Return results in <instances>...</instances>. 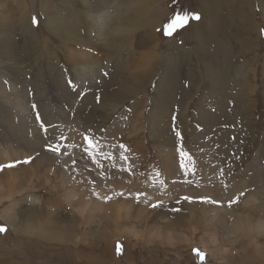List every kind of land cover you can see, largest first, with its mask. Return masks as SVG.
Masks as SVG:
<instances>
[{
    "label": "rangeland",
    "instance_id": "374dc122",
    "mask_svg": "<svg viewBox=\"0 0 264 264\" xmlns=\"http://www.w3.org/2000/svg\"><path fill=\"white\" fill-rule=\"evenodd\" d=\"M132 1L0 0V165L20 161L0 170V264H264L262 3L242 23L231 3L193 39L198 0H141L170 58L137 79L155 12L132 21ZM177 13L199 19L165 35ZM117 24L132 27L123 49L102 51ZM90 52L112 61L93 67ZM236 57L255 78H232Z\"/></svg>",
    "mask_w": 264,
    "mask_h": 264
},
{
    "label": "bare ground",
    "instance_id": "6f19581e",
    "mask_svg": "<svg viewBox=\"0 0 264 264\" xmlns=\"http://www.w3.org/2000/svg\"><path fill=\"white\" fill-rule=\"evenodd\" d=\"M16 3H19L20 5H22L23 6V2H22V0H14ZM135 1V6L134 7H132L131 8V11H132V14L135 16V19L134 20H132V21H140L139 20V17H141V16H143V15H147L148 14V11L149 10H154V9H156L158 12L160 11V7H159V4H158V2H160V0H155L156 1V4L153 6V8L154 9H151L152 8V5H153V3L154 2H152V3H148L147 1L145 2V3H141L139 6H137L138 4H139V2L141 1V0H134ZM134 1H132V2H134ZM199 1V3H200V5H201V10H202V12H201V16H200V18H201V20L197 23V25H196V28H195V32H194V34H193V39H196V36L197 35H199V33H201L202 31H204V32H208L209 31V29H210V25H211V22H213V19H214V17L216 16V14H217V12L218 11H221V10H224V9H228V11H225V12H233V10H231L230 9V7H231V3H234V2H236L237 0H198ZM138 2V3H137ZM238 2L240 3L241 2V4H242V12H240V13H236V14H238V15H240V16H242L240 19H241V23L242 22H244V20H243V17H244V12L245 11H247V10H249V11H251L252 9H253V7H254V4L256 3L254 0H238ZM255 2V3H254ZM259 2H261L262 3V5H260V6H263V16H264V0H259ZM258 2V3H259ZM61 3V2H60ZM238 3V4H239ZM257 4V3H256ZM121 5H119V6H117V9H118V11H120L121 10ZM134 11H133V10ZM154 12H155V10H154ZM120 13V12H119ZM250 14H252V13H250ZM156 12H155V18H152V21H151V23L150 24H148V25H146V27H147V31L146 32H148L149 34H150V36H151V40L149 41V42H146V44L144 45V46H142V48H147V51H145L146 52V54H147V52H149L147 55H148V60H142V61H140L139 62V64L137 65V67L136 68H139V70L138 71H135V69L132 71V69H133V67L131 68V71H130V74H132V75H135L136 77H137V79H138V75H136V74H151V78H153V74H156L157 73V69L155 68L156 66H159L160 65V60H168L169 61V59H168V54L166 53V54H164V56H160L159 54H158V52L156 51L157 50V46H158V43L155 45V40H156V38H155V35H154V32H155V28L158 26V24H159V22H158V20H157V18H156ZM246 15V14H245ZM253 15V14H252ZM88 16H90L91 18H92V15H88ZM101 17V16H100ZM150 17V16H149ZM235 17V14H229L228 15V18H230V19H233ZM26 19V18H25ZM124 20V19H123ZM252 21V22H251ZM249 20V21H245L246 22V26H242V28H243V31H240L239 32V34H242L243 32L245 33L246 31L248 32H251V33H253V31L255 30V23H254V21L253 20ZM25 23H26V21H24ZM110 23H111V20H109V23H107V25L106 26H108V25H110ZM141 24V23H140ZM195 25V24H194ZM204 26V27H203ZM257 27V26H256ZM132 27H130V28H126V27H124L123 25L121 26V24H117L116 26H114L113 27V30L115 31V35H117V34H120V40H119V42L118 43H116V42H114V38H112V39H108V47H104L105 49L103 50L102 49V51H108L109 49H114L115 50V53H117L119 50H121V49H123V46H124V38L122 37L123 35H124V32H125V30L126 29H131ZM138 28H139V26H138ZM231 32L229 33V35L228 36H230L231 35V38H230V41L231 42H233V43H236V41H234V40H236L234 37H237L239 34L236 32V30H234V29H232V28H230L229 29ZM257 30V29H256ZM250 34V33H249ZM259 34V33H258ZM206 35V34H205ZM221 36L223 37V38H221ZM226 33L225 34H218L217 36H216V41H217V39L218 38H220L219 40H226ZM227 36V37H228ZM252 36V35H251ZM146 37V36H145ZM250 36L248 35V36H246L245 37V35H244V39L245 38H247V40H248V38H249ZM199 38V37H198ZM229 38V37H228ZM213 39H214V37H213ZM238 39H241V37L240 36H238ZM36 41H37V39H36ZM37 42H34V46L35 47H38V44H36ZM66 43V42H65ZM228 44V43H227ZM233 46V45H232ZM230 47V42H229V44H228V47L229 48H226V46H225V48L223 49V53H225L224 51H227L228 53H233V47ZM125 48V47H124ZM156 48V49H155ZM56 49V48H55ZM222 49V48H221ZM238 50H239V52L240 53H244V52H248V50H250L249 48H246V46H243V45H241V43H239L238 44ZM101 51V50H100ZM127 52H130V51H127ZM100 53V52H99ZM213 53H215L216 54V50L213 52ZM90 54L93 56V59H92V61H91V63L93 64V67H100V66H102V65H100L101 64V62L102 61H105L106 60V62H111L112 61V58H111V56L112 55H110L109 56V58H107L108 57V55H106V56H103L102 58H101V62L99 61V59H98V56H95L96 55V53H92V52H90ZM134 54V53H133ZM153 54H154V58H152V56H153ZM187 54H189V56L187 57V55H186V53H185V56H186V58L187 59H189V57L190 58H192L194 55L195 56H197L196 54H192L191 52L190 53H187ZM247 53H244V55H246ZM122 55L123 56H125V54H123L122 53ZM129 55V54H128ZM252 55V53L250 54V56ZM131 56H132V54H131ZM220 56H222V55H220ZM214 57H216V55H214ZM170 58V57H169ZM120 59V58H119ZM125 59V58H124ZM255 59V58H254ZM128 60V59H127ZM235 60H237L236 62H240V63H238V64H235L234 66H233V68H232V73L231 74H233L232 75V78L233 77H237L239 74L241 75V74H247L246 72L247 71H245L246 69H248V72H249V74H254L253 76H254V78H255V76H256V70L254 69V67L252 68V66H251V68H245V61H240L239 59H238V57H236V59ZM117 61V60H116ZM167 61V62H168ZM117 63V62H116ZM115 63V64H116ZM191 63V62H190ZM130 64V63H129ZM128 64V65H129ZM129 67H131L130 65H129ZM129 67L127 66V68H125V70H128L129 69ZM104 73L106 72V69H107V65H105L104 67ZM124 68V67H123ZM155 69H156V71H155ZM173 70H175L176 68L175 67H173L172 68ZM130 70V69H129ZM252 70H254L253 71V73H252ZM108 72V71H107ZM106 72V73H107ZM128 72V71H127ZM127 72H125V73H127ZM105 73V74H106ZM124 73V72H123ZM171 74V73H170ZM156 76V75H155ZM252 77V76H251ZM250 77V78H251ZM234 79V78H233ZM251 87V86H250ZM123 91L124 90H122V91H118L117 93L119 94V95H122V93H123ZM136 90H133L131 93H133V94H135L134 92H135ZM115 92V91H114ZM112 94V93H111ZM112 95H117L116 93H113ZM133 97V96H132ZM183 108V107H182ZM184 110V109H183ZM186 110V109H185ZM184 110V111H185ZM183 111V112H184ZM104 120V119H103ZM159 124V123H158ZM121 147V146H120ZM87 160V159H86ZM112 163H114V162H112ZM115 166V165H114ZM11 172V171H10ZM13 172V171H12ZM14 172H15V170H14ZM11 188H12V185H11ZM14 189V188H13ZM10 190V189H9ZM8 190V191H9ZM10 192V191H9ZM12 193H14V192H12ZM11 193V194H12ZM9 194V193H8ZM17 194H18V192H17ZM98 195V194H97ZM13 196V195H12ZM6 197H8L9 198V196H6ZM6 197H5V199H6ZM84 201V200H83ZM100 201V200H99ZM82 203V202H81ZM83 204V203H82ZM119 205V204H118ZM258 223V222H257ZM259 226H261V225H259ZM262 227V226H261ZM43 233V235L44 236H48V234L47 233H45V232H42Z\"/></svg>",
    "mask_w": 264,
    "mask_h": 264
},
{
    "label": "snow or ice",
    "instance_id": "6c2138e0",
    "mask_svg": "<svg viewBox=\"0 0 264 264\" xmlns=\"http://www.w3.org/2000/svg\"><path fill=\"white\" fill-rule=\"evenodd\" d=\"M190 16H191V18L199 19V16L196 14H189V13H183L182 15L180 13L175 14L174 17L170 20V22L167 25H165V27H164L165 35L170 36V35H172V33L177 28L183 27L187 23ZM35 22H36L35 18H33V23H35ZM37 119H39V115H37ZM41 126L43 127V124ZM45 131H47V129H45ZM177 135L179 136L180 134L177 133ZM61 139H66V138L61 137ZM84 139L87 141V143L89 145L88 148H85V151L88 152V154L90 156H92L93 160L95 161V154L94 153H95V151H98V144L96 141L90 139L87 136H85ZM47 147L50 151L60 152V147L58 145L49 144V145H47ZM185 155H187V153L181 149V156H185ZM121 158L125 159V160L127 159L125 156H123V154H121ZM30 160H31V157L27 158L24 161V163H28ZM15 163H20V161H16ZM15 163H9L7 165H0V170H2L4 167H14ZM185 167H186V165H185ZM184 199L190 200L191 198L190 197H184ZM203 199L205 200V202L217 203V201H209L208 198H203ZM235 202H236L235 200L230 201L229 206H231V204L235 203ZM5 230H6L5 227L0 225V232H4ZM195 251L200 256L201 260H203L205 254L203 252H200L199 250H195Z\"/></svg>",
    "mask_w": 264,
    "mask_h": 264
}]
</instances>
